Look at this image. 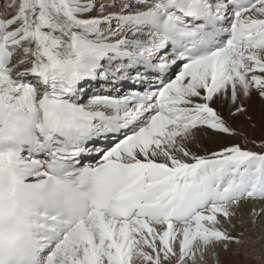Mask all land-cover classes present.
<instances>
[{"label": "snow or ice", "instance_id": "snow-or-ice-1", "mask_svg": "<svg viewBox=\"0 0 264 264\" xmlns=\"http://www.w3.org/2000/svg\"><path fill=\"white\" fill-rule=\"evenodd\" d=\"M254 98L264 0H0V264H264Z\"/></svg>", "mask_w": 264, "mask_h": 264}, {"label": "bare ground", "instance_id": "bare-ground-1", "mask_svg": "<svg viewBox=\"0 0 264 264\" xmlns=\"http://www.w3.org/2000/svg\"><path fill=\"white\" fill-rule=\"evenodd\" d=\"M129 89H128V87L127 86H124V87H122L121 88V92H120V94H124V93H126L127 91H128ZM261 103H260V101L258 100V99H253V101H252V103L248 106V111H251V112H255L256 114H259V113H262V111H260V109H259V106L258 105H260ZM222 112H223V114L227 117V114L225 113V109H223L222 110ZM255 114V115H256ZM233 118V119H232ZM232 118H228V120L230 121V119L232 120V122H234V124L236 125V126H240V125H242V128L244 129V130H246L247 132H249V129H248V127H247V125L244 123V118H243V116L242 115H240V116H237V117H232ZM264 125V124H263ZM240 128V127H239ZM242 129V130H243ZM239 131V130H238ZM260 130H257V131H254V134L252 135V137H251V139H255V140H261L262 138H264V135H262V133L261 132H259ZM252 132V131H251ZM245 135H247L246 133H244ZM261 134V135H260ZM251 135V134H250ZM249 135V136H250ZM234 141H239V143H241L242 142V136L240 137V139L239 140H235V138L233 137V138H229V137H223V138H220V139H218V140H214V141H205V143H206V145L208 146V147H210V148H215V147H217V146H221V145H223L224 144V142H234ZM223 143V144H222ZM211 144H213V145H211ZM249 147L251 146L252 147V145L251 144H249L248 145ZM234 259V261H235V264H244L245 263V257L241 254V255H239V256H237V257H234L233 258ZM247 261V260H246ZM248 263L247 264H251V262L250 261H247Z\"/></svg>", "mask_w": 264, "mask_h": 264}, {"label": "rangeland", "instance_id": "rangeland-1", "mask_svg": "<svg viewBox=\"0 0 264 264\" xmlns=\"http://www.w3.org/2000/svg\"><path fill=\"white\" fill-rule=\"evenodd\" d=\"M259 106V109L260 111H262V113H259V114H256L255 112H251V111H248L246 115H242L243 118H244V123L247 125L248 129H249V132H247L246 130H244L242 128V125H240L239 127L236 126L234 124V122H232V120L230 119V121L228 120L229 124L238 132V133H241V134H244L246 133L248 137H252V135L254 134V131H257V130H260L259 132L262 133V135H264V106H262L261 104L258 105ZM225 113L227 114V109H225ZM256 114V115H255ZM248 117H251V120L248 119ZM233 119V118H232ZM252 123L255 124V128H252ZM243 129V130H242ZM239 130V131H238ZM252 131V132H251ZM251 134V135H250ZM250 135V136H249ZM261 135V134H260ZM241 136H237V137H234L235 140H239ZM257 141V140H256ZM260 140H258L257 142H259ZM231 143H239V141H234V142H231ZM230 142H224L223 145L225 144H231ZM213 145V144H211ZM220 146H217L213 149H218ZM251 147V146H250ZM248 262L246 261V258H245V263L244 264H247Z\"/></svg>", "mask_w": 264, "mask_h": 264}]
</instances>
